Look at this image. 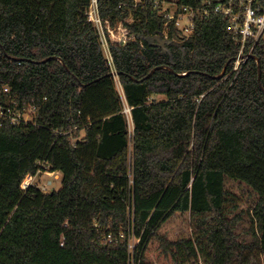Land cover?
Instances as JSON below:
<instances>
[{"label": "trees", "instance_id": "16d2710c", "mask_svg": "<svg viewBox=\"0 0 264 264\" xmlns=\"http://www.w3.org/2000/svg\"><path fill=\"white\" fill-rule=\"evenodd\" d=\"M162 1L97 0L105 32L124 28L106 33L110 63L91 0H0V109L30 116L0 117V264H129L130 240L135 264H261L264 39L233 78L239 46L213 10L230 0ZM39 170L62 187L22 189ZM226 178L258 195L249 241ZM176 212L192 234L169 240Z\"/></svg>", "mask_w": 264, "mask_h": 264}, {"label": "rangeland", "instance_id": "374dc122", "mask_svg": "<svg viewBox=\"0 0 264 264\" xmlns=\"http://www.w3.org/2000/svg\"><path fill=\"white\" fill-rule=\"evenodd\" d=\"M163 9L170 8V10H175L176 0H163L161 2ZM188 17L183 15L180 21L181 27L188 26ZM99 28L102 39H103V49L107 57H110L108 50V42L106 38L109 37L111 41H123L124 28L120 24L116 27L108 28L105 32L101 24L94 22ZM186 32V30H185ZM108 34V37L106 35ZM106 37V38H105ZM116 79V78H115ZM117 90L122 95L121 85L116 79ZM162 94H155L154 98H162ZM32 183L40 187L43 191L58 190L62 187V175L61 172L57 171H45L39 170L35 177L32 178ZM225 187L229 191V196L231 199L228 201L226 207L229 209L231 216L241 214L242 219L238 222L235 231L238 233V239L243 241H249L252 237L250 232L251 218L248 212L251 211L252 206L258 199V195L247 185L237 180L230 178L225 179ZM158 231L160 234L165 235L169 240H175L180 237H190L192 234V226L190 215L188 212H176L174 215L170 216L164 223L161 224ZM261 264H264V254L258 255Z\"/></svg>", "mask_w": 264, "mask_h": 264}, {"label": "built area", "instance_id": "2783aa9c", "mask_svg": "<svg viewBox=\"0 0 264 264\" xmlns=\"http://www.w3.org/2000/svg\"><path fill=\"white\" fill-rule=\"evenodd\" d=\"M234 1H237L238 11L233 9ZM230 0L228 4L218 3L215 5L213 10L220 12L229 21L228 30L236 40L239 48L236 56L232 59V67L228 74H232L233 78L237 75L244 62L251 56L253 48L256 42L263 38L264 39V0ZM240 7H243L240 10ZM183 15L188 17V26L183 27L186 33L189 32L192 27V11L187 14H179L176 17V24H180V20ZM173 15L170 16L172 18ZM89 20L100 24L97 11V0H91L90 9L88 10ZM103 40V39H102ZM109 62L112 63L111 56L108 57ZM113 74L115 72L113 71ZM6 89V88H5ZM124 112L130 117V108L125 107ZM0 117L8 119L10 124H17L21 121H27L30 119L29 115H25L24 118L22 113H14L10 108L6 110L0 109ZM36 175L27 174L21 183V188L25 189L28 185L33 184L32 178ZM110 238V235L107 236ZM134 241L130 240L128 243V250L130 252L129 264H135L133 260V249Z\"/></svg>", "mask_w": 264, "mask_h": 264}, {"label": "water", "instance_id": "95a60500", "mask_svg": "<svg viewBox=\"0 0 264 264\" xmlns=\"http://www.w3.org/2000/svg\"><path fill=\"white\" fill-rule=\"evenodd\" d=\"M251 56L255 58L254 55H251ZM256 60L258 61L257 58H256ZM229 62H230V60L226 63V65L224 66L223 70L221 71V73L219 75H217V77H220V76H222L224 74V72L226 70V67H227V65H228ZM260 78H261V70H260V65H258V81H259V85L261 86Z\"/></svg>", "mask_w": 264, "mask_h": 264}, {"label": "crops", "instance_id": "0c3cea01", "mask_svg": "<svg viewBox=\"0 0 264 264\" xmlns=\"http://www.w3.org/2000/svg\"><path fill=\"white\" fill-rule=\"evenodd\" d=\"M57 172H59V171H57Z\"/></svg>", "mask_w": 264, "mask_h": 264}]
</instances>
